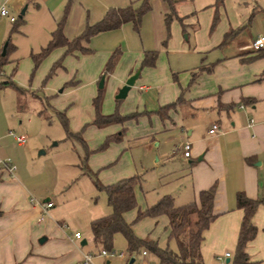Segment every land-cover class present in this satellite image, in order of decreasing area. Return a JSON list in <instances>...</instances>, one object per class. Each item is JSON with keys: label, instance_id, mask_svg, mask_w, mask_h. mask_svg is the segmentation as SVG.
I'll return each instance as SVG.
<instances>
[{"label": "crops", "instance_id": "1", "mask_svg": "<svg viewBox=\"0 0 264 264\" xmlns=\"http://www.w3.org/2000/svg\"><path fill=\"white\" fill-rule=\"evenodd\" d=\"M29 1L0 0V6H5L9 14L18 13L20 16ZM191 1L180 0L177 4V12L184 16L185 26L177 19L172 20L178 22L184 43L187 44V47L183 45L179 49L182 55L180 62L172 64L171 53L156 51L154 65L139 68L137 66L142 52L136 54V57H120L109 73L101 75L102 69H99L92 77L98 76L99 79L102 76V84L107 81L109 90L116 94L124 80L136 69L139 70L134 84L125 96L131 94L130 91H138L137 108L149 112V115L139 117L149 124L146 126L144 140L156 147L171 144V156L169 152L160 156L174 159L177 154L176 160L182 165L181 175L177 174L175 177H183V185L174 193L167 194L174 198V203L178 206L197 200L199 191L215 185V217L203 232L200 253L204 264H229L231 259L224 254H234L243 217V210L236 206V194L242 191L249 198L264 199V56L243 61V58L257 51L251 47L252 41L257 37L264 38V34H253L248 26H239L240 21L228 20V25L226 22L221 24L219 33L209 42L200 44L198 36H195L199 28L196 27V13H188L189 7L182 9L184 4L190 6ZM254 1L257 3L260 0ZM163 2L165 17L168 6L164 0ZM200 2L203 5L210 0ZM200 2L196 1L195 4L200 5ZM215 3L216 0L213 2L214 15L217 16L214 28L224 0L219 5ZM253 10L264 12V0L257 3ZM233 29H238L237 33L221 45V34L224 32L225 35ZM64 36L69 38L67 34ZM170 48L169 46L166 50L171 52ZM216 49L218 52L209 59L211 51ZM63 52V47L53 49L50 52L53 55L49 60L51 62L53 59L51 64ZM77 55L80 56L81 53L64 55L62 67L55 68L54 72L64 68L63 62L67 58L78 57ZM188 62L189 65H185ZM210 66H213L211 71L198 72L200 68ZM193 73L196 76L190 82ZM178 97H182L181 102L167 112L166 118L160 119L155 110ZM46 104L50 107L49 103ZM214 123L218 125V130L209 133L208 130ZM81 125L83 123L78 126L81 128ZM8 134L11 136L10 132ZM12 139L14 140L13 137ZM128 140L123 146L128 147ZM185 140L190 141L192 146L189 158L182 151ZM25 144L26 140L22 145L16 144L21 147V151L18 156L13 157L14 162L10 160L15 166L12 173L0 168V264H84L82 259L86 253H92L91 261L87 264H94V258L99 256L96 253L98 249L92 242L89 223L109 213L110 207L106 203V207L102 208L90 195L91 191L101 190L95 188L92 177L80 165L83 151L77 152L70 147L62 150L63 154L55 152L57 157L52 163V171L44 169L42 163L32 170L29 169L25 156L30 148ZM105 162L95 158L86 167L94 172L97 165L103 166ZM51 173L59 176L62 186L54 189L46 184ZM117 174L114 179L110 177L109 181H98L109 184L134 173L127 163L123 171ZM87 185L93 190L87 189ZM65 186L74 188L66 195H61V189ZM137 186L140 185L134 187L135 196ZM159 197L151 199L150 204ZM46 201H50L52 206L43 211L42 206ZM81 209L82 215L75 216L74 213ZM157 219L167 226L166 216L151 220L156 223ZM253 223L257 227V233L247 243L245 250L251 262L249 264H264V201L258 205ZM79 226L86 231L83 229L81 232ZM75 231L80 233L79 239L74 238ZM81 240L85 241L83 245L80 244ZM219 255H222L221 259H217ZM144 256L147 261L156 264L152 255L145 253ZM101 263L109 264L110 261L104 257Z\"/></svg>", "mask_w": 264, "mask_h": 264}, {"label": "rangeland", "instance_id": "2", "mask_svg": "<svg viewBox=\"0 0 264 264\" xmlns=\"http://www.w3.org/2000/svg\"><path fill=\"white\" fill-rule=\"evenodd\" d=\"M196 1L201 0H192L190 6L184 4L182 9L189 7L188 13H196L195 22L197 21L196 27L199 28L195 36H198L200 44L209 42L219 33L221 24L226 22L225 24L228 25V20L240 21L239 26H248L253 34H264V12L253 10L261 0L257 3L254 0H224L223 6L219 9V20L215 28H211L215 10L214 0L203 5L201 2L200 5L195 4ZM126 5L137 9L142 6V2L141 0H30L22 15L19 16L18 13L12 15L15 18L13 22L7 17L0 16V56L3 55L6 61L0 66V80L9 78L14 84V86L0 87V161L9 159L14 162L13 157L18 156V152L21 151V147L16 145L8 133L25 134L27 136L25 146L28 145L30 148L28 153H25L29 169H37L38 164L42 163L44 169L51 170L52 163L57 157L55 152L63 154L62 150L70 147L77 152L83 151L79 142L65 138L62 115L66 118L67 129L71 132L78 131L80 123L84 125L88 122L81 132V137L93 152L85 160V164L89 165L95 158L98 161L100 159L106 161L103 166L97 165L93 169L98 180L109 181L110 177L114 179L118 172L123 171L127 163L133 173L141 178L140 186L135 188L136 207L124 213L125 220L129 222L134 218L135 211L138 208H145L151 203V199L174 193L183 185V177H175L180 174L182 165L176 160L177 154L174 159L160 156L170 151L171 144L167 147L163 144L156 147L147 144L144 140L146 126L148 127L149 124L139 119L145 109L137 108L139 93L136 90L130 91L131 94L128 93L127 96L116 101L115 93L109 90L106 81L100 88L99 112L117 113L122 116L138 112L139 115L122 123H112L100 128L90 124L94 113L91 99L98 92L97 80H99L98 76L94 78L92 75L102 69L108 56L116 51L115 61L120 57L125 59L128 56L136 57V54L139 55L143 51L154 50L159 53L166 51L171 53L172 64L180 62L182 55L179 49L183 45L187 47V44L184 43L178 22L172 21L167 25L163 17L165 6L163 0H148V8L143 12L137 29L131 22H126L117 28L93 34L88 42L83 43L91 50L90 53H81L80 56L77 55L78 57L70 56L66 61L64 59V68L48 78L46 74L53 59L51 62L49 60L53 55L49 53L45 56L35 69L30 57L46 45L56 23H61L63 34H67L68 39H72L82 32L86 24H92L102 18L108 8ZM223 35L224 32L219 42L222 41ZM190 42L193 43V36ZM169 46L171 52L169 49L166 50ZM217 52L218 49L211 51L209 59H212ZM185 65H189V62ZM46 103H49L50 107ZM112 134H118L120 139L110 140L103 145L105 139ZM127 139H129L128 147L123 146ZM169 154L171 156L170 152ZM60 183L59 176L49 174L46 184L50 188L56 189L62 186ZM73 188L62 187L61 195H66ZM87 189L93 190L91 187L88 188V185ZM90 195L95 198L98 205L102 208L106 207L105 195L102 191L94 190ZM82 213L83 209L74 214L80 216ZM78 229L82 232L84 228L79 226ZM133 229L143 236L148 234L157 238L162 246L167 243L169 231L163 221L157 219L155 223L154 220L142 218L134 223ZM170 245L173 246V242ZM92 252L95 254V251ZM108 252L113 253L106 257L110 261L109 264L125 263L128 255L124 239L119 233L113 235L112 248ZM119 252H123L125 257L119 258L117 256ZM132 256V264L148 263L141 252ZM228 257L231 259L229 264H232L234 254ZM99 258H94L93 263L104 264Z\"/></svg>", "mask_w": 264, "mask_h": 264}, {"label": "trees", "instance_id": "3", "mask_svg": "<svg viewBox=\"0 0 264 264\" xmlns=\"http://www.w3.org/2000/svg\"><path fill=\"white\" fill-rule=\"evenodd\" d=\"M164 1L168 6V12H166L164 17L166 24L169 25L172 20L177 19L184 27V16H180L177 12V4L180 0ZM141 2L142 6L137 9L133 8L131 5L108 8L102 18L92 24H86L82 32L72 39L66 38L62 32L61 23H56L55 28L50 32V37L46 45L41 47L38 52L30 55L33 69H35L41 60L53 49L63 47V54L55 60L48 69L46 74V78H48L54 73L55 68L62 67L61 60L64 55L72 52L90 53L91 50L84 46L83 43L88 42L90 36L93 34L117 28L125 22H131L134 28L137 29L143 12L148 8V0H141ZM220 3H222V0H216L215 5H219ZM216 22L217 16L214 15L211 28L215 26ZM237 31L238 29H233L226 32L221 45L229 41ZM116 55L117 51L112 52L108 56L102 68L101 75H105L113 69ZM156 56L157 52L154 50L143 51L138 67L153 66ZM263 56L264 49L257 50L255 54L243 58V61H251ZM5 62L3 55H1L0 66ZM212 67L213 66L200 68L198 72L202 70L211 71ZM195 76L196 73H193L190 82L194 81ZM7 85L14 86L9 78L0 80V87ZM115 100L117 101L119 99ZM181 100L182 97H178L175 101L158 107L155 113L160 119H164L168 114L167 112L179 104ZM100 102L101 93L100 88H98L97 94L91 99L94 113L89 122L96 127H102L112 123H122L127 119L136 118L139 115L138 112H132L123 116L117 113L101 114L99 112ZM142 115H149V112L144 111ZM62 123L65 127V138L76 140L83 150V156L80 158L82 169L92 177L95 188L104 192L106 203L110 207L109 213L89 223L92 242L97 249L111 250L113 235L119 233L124 239L125 250L128 256L144 251L155 258L156 264H204L200 253V244L203 239V232L208 228L215 217L213 213L215 185L199 191L197 200L178 206L175 205L174 198L171 195L164 194L154 203L145 206V208H138L135 211L134 218L128 222L124 218V213L136 207L134 187L140 185L141 178L133 174L122 177L109 184L100 183L96 177V173L90 172L85 164L88 155L93 152V150L87 148L85 141L81 137V132L88 123L84 124L75 132H71L67 129L64 115H62ZM119 139L120 137L118 134L109 135L105 139L103 145H106L110 140ZM263 201L264 199L262 198H249L242 191L236 194V206L243 210V217L238 232L232 264L251 263L245 248L247 243L256 236L257 227L253 223V216L258 205ZM159 216H166L168 219V240L164 246L159 244L157 238L148 234L144 236L138 235L133 229L136 221L142 218L153 219ZM171 242H173V246L170 245Z\"/></svg>", "mask_w": 264, "mask_h": 264}, {"label": "built area", "instance_id": "4", "mask_svg": "<svg viewBox=\"0 0 264 264\" xmlns=\"http://www.w3.org/2000/svg\"><path fill=\"white\" fill-rule=\"evenodd\" d=\"M0 16L1 17H7L9 21H14V19H15L14 16H12L11 14H9V12L6 9L5 6H0ZM251 47L253 49H255V50L264 48V38L263 37H257V38H255L252 41V43H251ZM217 130H218V125L214 123V124L211 125V127L208 130V132L209 133H215ZM10 134L14 138L16 144H18V145H22L25 142L26 138H27V136L25 134H13L11 132H10ZM191 148H192V146H191V142L190 141L185 140L182 143L183 155L186 158H189L191 156ZM0 168L5 169L9 173H12L14 171L15 166H14V164H12V162L9 159H7V160L0 161ZM51 206H52V203L50 201H46L43 204V206H42V210L44 211L45 209H47V208H49ZM73 236H74V238L79 239L80 238V233L77 232V231H75L73 233ZM108 251L109 250L100 249L98 251V255H101L103 257L111 256L113 253L112 252L109 253ZM141 254L142 255H145V252L142 251ZM229 255L230 254L228 252H226L224 254V256H229ZM117 256L119 258H124L125 257V254L123 252H119L117 254ZM129 257L132 258V262H133V256L132 255L131 256H126V259H125V263L126 264H129L128 263L129 262V259H130ZM221 257H222V255H219V256H217V259H221ZM91 258H92L91 254H89V253L84 254L83 259H82L83 260V263L84 264L90 263ZM132 262L130 264H132ZM146 264H151V263L148 261V263H146Z\"/></svg>", "mask_w": 264, "mask_h": 264}, {"label": "water", "instance_id": "5", "mask_svg": "<svg viewBox=\"0 0 264 264\" xmlns=\"http://www.w3.org/2000/svg\"><path fill=\"white\" fill-rule=\"evenodd\" d=\"M22 13V11H21ZM138 69H136L132 74H130L123 82V84L118 88L116 94L114 95L115 99H122L125 97L127 90L134 84L135 79L138 76ZM103 77L101 76L98 80L97 87H102ZM85 243L84 240H81L80 244L83 245ZM132 262V258L129 259V264Z\"/></svg>", "mask_w": 264, "mask_h": 264}]
</instances>
